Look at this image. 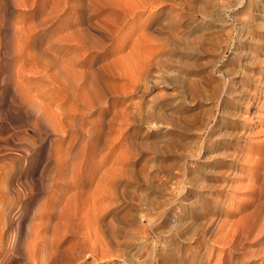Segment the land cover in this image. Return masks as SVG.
Segmentation results:
<instances>
[{
  "label": "rangeland",
  "instance_id": "rangeland-1",
  "mask_svg": "<svg viewBox=\"0 0 264 264\" xmlns=\"http://www.w3.org/2000/svg\"><path fill=\"white\" fill-rule=\"evenodd\" d=\"M136 1L0 0V264L264 258V0Z\"/></svg>",
  "mask_w": 264,
  "mask_h": 264
},
{
  "label": "bare ground",
  "instance_id": "bare-ground-1",
  "mask_svg": "<svg viewBox=\"0 0 264 264\" xmlns=\"http://www.w3.org/2000/svg\"><path fill=\"white\" fill-rule=\"evenodd\" d=\"M137 1H139L140 3H139V5L137 4V3H135V4H137L138 6H142V3H143V0H137ZM136 1V2H137ZM144 1H146V0H144ZM153 1V0H152ZM106 2V1H105ZM116 2V1H115ZM155 2H157V1H155ZM144 4V3H143ZM148 4V3H147ZM116 5H117V3H116ZM115 5V6H116ZM136 5V6H137ZM113 6H114V4H113ZM127 7V6H126ZM126 7H123L122 5L120 6V9L122 10V11H125V12H127L128 11V8H126ZM138 8V7H137ZM131 12H132V10H131ZM134 12V11H133ZM127 13H130V12H127ZM126 15V14H125ZM135 15V14H134ZM178 15V14H177ZM180 15H182V14H180ZM123 16V15H122ZM131 16V15H130ZM182 17V16H181ZM128 18V17H127ZM127 18L125 17L124 19H126L127 20ZM128 21V20H127ZM126 21V22H127ZM73 22V21H72ZM70 24H72V23H70ZM123 24V23H122ZM97 28V27H96ZM109 30H111V29H109ZM100 33H103V34H105V30H101V29H99L98 30ZM105 36V35H104ZM103 36V37H104ZM106 37V36H105ZM133 46H135V45H133ZM105 48V47H104ZM132 49V48H131ZM132 50H134V49H132ZM132 50H130V52H132ZM139 50V49H138ZM135 51V50H134ZM133 51V52H134ZM151 53V52H150ZM128 54H129V52H128ZM124 55H126V54H124ZM133 55V54H132ZM135 55V54H134ZM148 55H150L149 53H148ZM147 55V56H148ZM131 56V55H130ZM139 56V55H138ZM151 56H152V53H151ZM155 56L156 55H154V57L153 58H155ZM133 57V56H132ZM131 57V58H132ZM120 58L122 59L123 57H121L120 56ZM119 58V59H120ZM126 58V57H125ZM145 58V57H144ZM151 58V57H150ZM150 58H148L149 60H150V62H151V60L152 59H150ZM116 59H118V58H116ZM133 59V58H132ZM122 60H124V58L122 59ZM127 60V59H126ZM126 60H124V61H126ZM129 60V59H128ZM136 60V59H135ZM113 61V60H112ZM132 61V60H131ZM128 62V61H127ZM130 62V61H129ZM139 62V61H138ZM137 62V63H138ZM147 62V61H146ZM145 62V63H146ZM262 62H263V67H264V61L262 60ZM124 63H126V62H124ZM134 63V62H133ZM135 63H136V61H135ZM129 64V63H128ZM143 65L142 63H141V61L139 62V65ZM138 65V66H139ZM146 65H148V64H146ZM145 65V66H146ZM150 65V64H149ZM118 66V65H117ZM137 66V67H138ZM151 66V65H150ZM150 66H148V67H150ZM132 68V67H134L133 66V64L132 65H130L128 68ZM140 67V66H139ZM147 67V68H148ZM124 68V67H123ZM142 68V67H141ZM147 68H145L146 70H147ZM116 69H117V67H116ZM125 69V68H124ZM135 69V68H134ZM133 68H132V70H134ZM140 68H138V70H139ZM144 69V68H143ZM141 70V71H146V70ZM149 69V68H148ZM140 71V72H141ZM121 72H124V71H121ZM131 73V72H130ZM142 74H145V72H142ZM147 74V73H146ZM127 75H130V74H127ZM139 75V74H138ZM138 75H136V76H138ZM142 76V75H141ZM146 76V75H145ZM143 77V76H142ZM141 77V78H142ZM133 78V77H132ZM143 80V79H142ZM92 85V84H91ZM95 86V85H94ZM252 121V120H251ZM262 163L264 162V159H263V161H261ZM123 171V170H122ZM259 171V170H258ZM126 172V171H125ZM118 173H122V172H118ZM122 174H124V173H122ZM127 174V173H126ZM125 175V174H124ZM257 176H259V172L257 173ZM115 177V176H114ZM121 177V176H120ZM125 177V176H124ZM113 178V177H112ZM114 179V178H113ZM112 179V180H113ZM110 180V179H109ZM100 183V182H99ZM102 183V182H101ZM103 184V183H102ZM97 185V184H96ZM99 186V185H98ZM221 186V185H220ZM99 188H101V187H99ZM109 188V190H111L110 189V187H108ZM82 189V188H81ZM84 189V188H83ZM96 189V188H95ZM97 189H98V187H97ZM104 189V188H103ZM258 188H255V189H253L254 190V192H256V190H257ZM99 190V189H98ZM102 190V189H101ZM100 191V190H99ZM103 191V190H102ZM106 190L104 189V191L103 192H100L101 194H102V196L104 195V192H105ZM113 191V190H112ZM114 191H115V189H114ZM98 192V191H97ZM107 192V191H106ZM109 192V191H108ZM117 192V191H116ZM121 192V191H120ZM123 192V191H122ZM257 193V192H256ZM89 194H90V192H89ZM117 194V193H116ZM123 194V193H122ZM110 195V194H109ZM112 195V194H111ZM88 196V195H87ZM90 196V195H89ZM92 196L93 197H91V205L93 206V209H94V206L96 207V205H95V202L97 203V199H98V197L99 196H101L99 193H92ZM101 196V197H102ZM108 196V195H107ZM116 196V195H115ZM96 197V198H95ZM105 198V197H104ZM54 199V198H53ZM77 199V198H76ZM84 199V198H83ZM101 199V198H100ZM87 200H89L88 199V197H87ZM81 201V200H80ZM90 201V200H89ZM88 201V202H89ZM98 204V203H97ZM100 204V203H99ZM91 205H88V206H91ZM165 205V204H164ZM88 206H86V207H88ZM65 207V206H64ZM89 209V211H91L90 212V214L92 213V211H94L93 209H92V207L90 208V207H88ZM96 209V208H95ZM98 210V209H97ZM64 212H65V210H63ZM85 211V210H84ZM36 212V211H35ZM86 212L87 211H85V212H83V213H85L83 216H82V214L83 213H81L79 216V222L81 223V224H83V227L86 229L87 228V231H84V230H81V235L79 236L80 237V239L77 241V243L75 244V245H77L76 247H74L73 249H71V250H73V253L75 254V255H78V256H81L82 258H83V262H85V261H87L90 257H95V258H103V257H107V256H110V255H112L113 253H114V251L112 250L113 248H111V245H114L115 243V241H114V239H112L111 237H105V236H103L102 234L104 233V232H107V230H109L110 228H111V226L109 225V223H108V225L107 224H105V225H99V224H97L98 223V219H95V218H89V212H87V214H89V215H87L86 214ZM62 213V212H61ZM80 213V212H79ZM95 213H97L98 214V212H95ZM66 214V213H65ZM73 214V213H72ZM22 215V214H21ZM20 215V216H21ZM64 215V214H63ZM166 215V214H165ZM262 215V214H261ZM37 216V215H36ZM40 216V215H39ZM42 216V215H41ZM82 216V217H81ZM92 216V215H91ZM99 216V215H98ZM44 217V216H43ZM76 217H77V215H76ZM42 219V221H43V218L42 217H38V219ZM46 218V217H45ZM44 218V219H45ZM68 217L66 216V219H67ZM97 218V217H96ZM260 218V217H259ZM34 219V218H33ZM36 219V218H35ZM76 219V218H75ZM75 219L73 218L72 220L73 221H75ZM77 219H78V217H77ZM220 219V218H219ZM262 219V218H261ZM213 220V219H212ZM211 220V221H212ZM35 221H37V219L35 220ZM34 221V223L35 224H37L36 222ZM41 221V222H42ZM65 221V220H64ZM77 221V222H78ZM32 222V221H31ZM38 222V221H37ZM67 222V221H66ZM76 222V221H75ZM64 223V222H63ZM69 223V222H68ZM100 223V222H99ZM107 223V222H106ZM212 223V222H211ZM253 223V222H252ZM29 224H31V223H29ZM38 224H40V221H39V223ZM38 224H37V227H36V229L37 228H39V226H38ZM42 224H43V222H42ZM61 224V223H60ZM59 224V225H60ZM77 224V223H76ZM80 224V225H81ZM208 224V223H207ZM41 225V224H40ZM47 225V224H46ZM220 225V224H219ZM249 225V224H248ZM64 226V225H63ZM72 226V225H71ZM151 226V225H150ZM208 226V228L205 230V233H206V235H208V234H210V233H212L213 231V224H210V226L209 225H207ZM231 226V225H230ZM245 226V225H244ZM262 226V225H261ZM29 227H30V225H29ZM34 227V226H33ZM41 227V226H40ZM55 227V226H54ZM58 227V226H57ZM61 227H62V225H61ZM75 227V226H74ZM74 227H72L73 229H74ZM110 227V228H109ZM237 227V226H236ZM246 227V226H245ZM31 228V227H30ZM60 228V227H59ZM139 228V227H138ZM189 228V227H188ZM249 228V227H248ZM36 229L34 228V230L33 231H35L36 232ZM40 229V228H39ZM44 228H42V230H43ZM62 229V228H61ZM202 229V228H201ZM235 229V228H234ZM238 229V228H237ZM237 229H236V232H237ZM241 229V228H240ZM245 229V228H244ZM50 230V229H49ZM67 230H68V228H67ZM218 230H220V229H218ZM71 231H72V229H71ZM74 231V230H73ZM201 231V230H200ZM204 231V230H203ZM239 231V230H238ZM253 231V230H252ZM66 232H68V231H66ZM76 232V231H75ZM101 232H103L102 234H101ZM218 232V231H217ZM220 233V232H219ZM230 233V232H229ZM241 233V232H240ZM42 234V233H41ZM48 234V233H47ZM51 234V233H50ZM64 234V233H63ZM151 234V233H150ZM195 234V233H194ZM226 234V233H225ZM46 235V234H45ZM55 235V234H54ZM108 235V234H107ZM110 235V234H109ZM211 235V234H210ZM232 235V234H231ZM235 235V234H234ZM247 235V234H246ZM245 235V236H246ZM256 235V234H255ZM258 235V234H257ZM38 236V235H37ZM59 236V235H58ZM209 236V235H208ZM216 236V235H215ZM252 236V235H251ZM187 237H189V236H187ZM257 237V239L255 240V243H257V244H264V233H262L260 236L258 235V236H256ZM55 239H56V237H54ZM207 238V237H206ZM219 239L220 238H224L222 235H221V237H218ZM231 238V237H230ZM240 238V237H239ZM52 239V238H51ZM219 239H217L218 241H219ZM255 239V238H254ZM40 240V239H39ZM185 240V239H184ZM221 240H223V239H220V241ZM226 240V239H225ZM52 241H54V239L52 240ZM56 241V240H55ZM76 241V240H75ZM222 242V241H221ZM227 242V241H226ZM233 242V241H232ZM238 242V241H237ZM73 242H71V244H72ZM57 244V243H56ZM232 244V243H231ZM47 245V244H46ZM55 245V244H54ZM53 245V246H54ZM74 245V246H75ZM116 245V244H115ZM114 245V246H115ZM118 245V244H117ZM72 246V245H71ZM70 246V247H71ZM234 246V245H233ZM68 247V246H67ZM113 247V246H112ZM165 247V246H164ZM56 248V247H55ZM115 248V247H114ZM117 248V247H116ZM234 248V247H233ZM59 250V249H58ZM149 250H150V248H149ZM157 250V249H156ZM53 251V250H52ZM56 251V250H55ZM54 251V252H55ZM69 251V250H68ZM153 251V250H152ZM33 252V251H32ZM120 252V251H119ZM118 252V253H119ZM256 252H257V250H256ZM253 253L252 255H258L259 253H261L262 254V256L264 257V245L263 246H260V248H259V251L257 252V253ZM34 253V252H33ZM50 253V252H49ZM52 253V252H51ZM58 253V252H57ZM66 253H67V251H66ZM66 253L64 252V253H62V254H60V256L56 259V261H55V264H64V261L67 259V256H66ZM72 253V254H73ZM77 253V254H76ZM115 253H116V251H115ZM114 253V254H115ZM121 253V252H120ZM119 253V254H120ZM124 253V252H123ZM247 253V252H246ZM31 254V253H30ZM29 254V255H30ZM55 254V253H54ZM72 255V256H75V255ZM152 254H156V252H154V253H152ZM38 255V254H37ZM47 255V254H46ZM51 255H53V254H51ZM67 255H68V253H67ZM71 255V254H70ZM115 255H117V253L115 254ZM123 255V254H122ZM149 255H150V253H149ZM169 255H170V253H169ZM49 256V255H48ZM57 256V255H56ZM77 256V258L78 259H80L81 260V257H78ZM119 256V255H118ZM127 256V255H126ZM32 257V256H31ZM33 257H35L34 256V254H33ZM55 257V256H54ZM69 257V256H68ZM76 257V256H75ZM149 257H151V256H149ZM223 257V256H222ZM221 257V258H222ZM36 258V257H35ZM37 258H39L38 256H37ZM56 258V257H55ZM73 258V261L75 260V258L74 257H72ZM72 258H70V259H72ZM191 257L190 256H187V257H183V259H184V261L185 262H187V261H190L191 259H190ZM31 259V258H30ZM165 259H166V256H164L163 254H162V256H161V262L163 263V261H165ZM223 259V258H222ZM32 260H34L33 258H32ZM41 260H43V258L41 259ZM53 260V259H52ZM52 260L50 259V257L48 258L47 257V259L45 260V261H41L42 263L41 264H51V262H52ZM77 260V259H76ZM221 260V259H220ZM225 261H226V258L224 259ZM31 262V261H30ZM35 262V261H34ZM37 262V261H36ZM77 263H78V261H77ZM36 264H40V263H36ZM65 264H68L67 262L65 263ZM74 264H75V262H74ZM197 264H206L204 261H198L197 262ZM260 264H264V258L262 259V261L260 262Z\"/></svg>",
  "mask_w": 264,
  "mask_h": 264
}]
</instances>
